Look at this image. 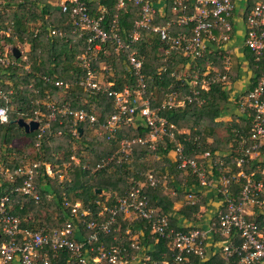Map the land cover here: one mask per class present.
Here are the masks:
<instances>
[{"label": "trees", "instance_id": "16d2710c", "mask_svg": "<svg viewBox=\"0 0 264 264\" xmlns=\"http://www.w3.org/2000/svg\"><path fill=\"white\" fill-rule=\"evenodd\" d=\"M157 1L150 0L152 5ZM163 1L165 13L162 17L157 16L152 26L165 25L176 19L175 13L172 12L175 0ZM248 1L249 7L244 19L262 0ZM83 2L90 17L101 19L103 29L108 30L116 22L121 39L129 46L126 51L117 52L111 42L101 44L100 49L91 54L89 61V67L95 75L94 81L110 83V90L116 92L134 89L136 77L128 67L127 56L130 52H136L142 58L140 75L145 83V97L148 98L151 109L165 121L166 130L173 134V138L162 136L154 150L148 145L135 144L132 155L127 160L124 159L120 163L114 160L103 168L96 169L97 165L102 164L116 151L120 140L144 138L148 134L147 128L143 126L142 121L137 120V123L132 125H123L114 141L109 142L105 138L92 136L115 112V107L112 96L92 92L80 85L86 77L87 69L81 66L78 58L89 45V34L77 30L69 14L62 13L56 4H50L47 0H0V32L7 33L3 36L4 40L0 41V50L5 44L14 46L15 42L28 47L24 55L25 60L21 57L16 59L11 54L9 57L12 62L7 65L0 62V91L7 93L11 90L9 122L0 124V197L10 196L16 201L11 212L19 218L23 230L36 231L42 227L50 229L61 227L68 219H72L70 209L63 206L65 199L71 204L79 202L84 208L97 212L103 204L114 205L117 197L123 196L135 183H145L146 176L152 174L159 178V182L155 187L144 188L143 195L149 205L157 210L155 218L166 217L169 228L174 233L189 232L205 219L204 214L201 216L203 219H199V214L201 207H207L211 198L208 196V188L199 186L197 176L189 171L178 170L177 163L169 158V154L175 150V144L178 142L184 148V156L203 165L209 161L201 157L205 152L210 153L212 162L217 159L225 161L224 164L231 167L226 197L239 201L247 182L246 178L252 175L253 179L259 181L264 163L250 161L242 168H238L234 163L239 138L249 133L251 122V114L240 113L237 102L241 96L252 90L264 75V60L256 62L254 55L244 49L243 57L250 75L248 89L240 97L235 93L236 90H233L234 84L232 86L229 80L228 84L211 83L206 89L197 87L198 95L193 96L188 85L189 79L184 73L192 72L198 79L211 78L215 71L223 74L226 52L211 44L201 58L188 64V58L182 52L167 53L165 43L149 29L141 30L138 40L129 44L134 23L139 17L138 6L132 1H125L120 9L117 8L118 0ZM171 31L176 34L183 32L184 28L173 24ZM235 58L239 62V57ZM240 72L238 64L233 71L235 78L232 81L239 78ZM171 94L176 95L173 104L175 106L162 107L167 96ZM186 96H193L192 101H185ZM180 101H184L182 106H178ZM47 105L57 110L67 107L70 110L88 111L94 114L97 123L93 126L88 122L74 123L71 116L58 115L40 138L39 131L25 133L24 129L16 124L19 119L32 120L36 110L44 116L48 115ZM234 108L238 110V115L232 114L228 126L219 121L230 115ZM225 125L226 136L220 138L216 135V130ZM23 138L28 141V149H14L13 141ZM261 152L264 155V147ZM218 153L224 155L219 157ZM72 156L79 158L78 164H74ZM29 158L42 164L35 178L36 192L40 197L38 203L33 198L11 193L15 186L21 184V180L16 178L11 181L5 176L6 172H12L25 165ZM46 164L51 167V175L45 172ZM65 164L69 165L68 169ZM220 167L218 163L215 168H211L214 172L212 177L218 178L224 174L216 170ZM61 168L66 173L65 178L60 172ZM240 171L243 172V177H235ZM209 177L208 180L212 181ZM129 178H132L133 182H128ZM167 187L172 189L175 195L166 192ZM98 190L101 191L100 194ZM102 193L108 194V199L104 198ZM190 194L194 196V204L188 200ZM218 195L219 199H216H221L222 204L218 212H222L225 197ZM42 213H45L44 216ZM218 215L219 213H216L208 224L206 229L211 223H215V228L214 232H207L204 241L207 243L209 239L214 238L211 239L213 243L222 246L229 238L217 231ZM120 218L119 215V239L113 240L112 236L100 237L107 247L124 248L126 251L123 256L129 262L132 256L139 254L144 260H140L138 264H175L172 252L168 249L170 240L167 237L158 238L151 235L150 225L144 220L126 222ZM259 220L264 222V217L260 216ZM127 228L130 229V234H126ZM140 231L141 235L138 234ZM83 233L86 234L85 231ZM136 233L138 239L135 241L140 250L132 247V236ZM2 241L0 234V243ZM235 241L238 243L239 238ZM60 256L54 264L70 261L69 255ZM189 261L194 264H226L220 253L202 261L197 257H190ZM70 264H75L73 259Z\"/></svg>", "mask_w": 264, "mask_h": 264}, {"label": "built area", "instance_id": "2783aa9c", "mask_svg": "<svg viewBox=\"0 0 264 264\" xmlns=\"http://www.w3.org/2000/svg\"><path fill=\"white\" fill-rule=\"evenodd\" d=\"M125 1H132L139 7V17L134 23L129 44L138 40L141 30L149 29L165 43L167 53L180 51L188 58V64H190L201 58L211 44L230 54L228 44L234 42L236 36L242 35V48L250 51L256 62L264 60V0L257 3L246 18L242 19L243 25L239 33L234 19L235 0H175L172 11L175 13L176 19L165 25L153 26L152 22L156 17V11L150 0H118L117 8H123ZM57 2L61 12L69 14L77 30L89 34L87 41L89 45L78 58L81 66L87 69L86 77L80 82V85L92 92L107 93L113 97L115 112L107 118L104 124L99 126L104 134L103 138L109 142L116 140L118 131L123 125H132L137 120L142 121L143 126L148 130V134L144 138L120 140L117 150L102 164L97 165L96 169L103 168L114 160L117 163L124 159L127 160L131 157L135 144L148 145L154 150L162 136L167 135L173 138V134L166 130L165 121L151 109L149 100L145 97V83L140 75L142 58L136 52H130L127 56L128 67L136 77L134 89L116 92L110 90L112 84L94 81L95 75L89 67V61L91 54L99 50L101 44L111 42L117 52L126 51L129 47L121 39L119 29L115 25L116 22L108 30H105L101 26V19L96 20L89 16L83 0H57ZM173 24L183 27L184 31L172 34L171 25ZM4 35L7 33L0 32L1 42L4 40ZM10 51L11 49L4 53L0 51L2 64L10 63L8 59ZM229 64L230 58L225 57L223 74L215 71L211 78L201 79L195 75L191 84L188 83L193 96L198 95L197 87L206 89L209 84L215 82L228 84L231 71ZM56 85L60 86L58 83ZM10 95L11 92L0 91V124L2 125L9 122ZM193 96H186L184 100L191 102ZM175 97V94L168 95L162 107L175 106L173 105ZM183 104L184 101H180L178 106ZM237 104H239L240 113L251 114L249 133L240 136L236 147L237 157L233 158L236 166L242 168L250 161L264 162V160L259 161L260 158H264L261 152L264 147V75L252 90L240 97ZM47 108L48 115L44 116L39 110H36L34 118L30 120L38 123L36 131L40 133L39 138L58 115L71 116L74 123L88 122L92 126L97 123L94 114L85 110H70L67 107L57 110L51 105H47ZM183 153V146L177 142L173 151V162L177 163L178 170L195 174L200 187L214 188L218 194L225 197L224 210L217 211L219 213L217 231L229 238L220 247L226 264H264V222L253 220L246 213L247 206L264 209V166L260 171L259 181L253 179L252 175L246 178L247 182L240 200L236 201L226 197L231 177L227 165L224 164L225 161L215 160L212 162L210 153L205 152L201 157L209 159L208 166H206L195 159L184 156ZM71 159L75 164H78L74 156ZM218 163L221 167L216 170L224 174H221L216 185H213L212 181L208 180V175L213 176L214 172L211 171V168H215ZM41 165L40 162H33L18 167L12 172H6L9 180L13 181L16 178L21 180V184L15 186L11 193L33 198L38 203L40 197L36 192L35 178ZM44 167L46 174L51 175V167L47 164ZM235 177H243V172L240 171ZM158 182L159 178L148 174L144 184L135 183L123 196L116 198L114 205L103 204L97 212H93L90 208H84L79 202L71 204L65 199L63 206L70 209L72 219H68L61 227L50 229L42 227L36 231L23 230L19 218L11 212L16 201L10 196L0 197V234L3 237V241L0 243V264H54L53 262L61 258V254L69 255L70 261L73 259L75 264H132L137 259L144 260L139 254H136L129 262L123 256L126 251L124 248L120 246L107 247L100 240V237L108 236H112L113 240L119 239L117 237L120 228L119 215L122 221H127V219L144 220L150 225L151 235L158 238L167 237L170 240L168 249L172 252L175 264H194L189 261L190 257H197L200 261L204 260L207 252L204 238L207 232H214L215 223H211L208 229L195 228L186 233H174L169 228V221L166 217L155 218L157 210L149 205L146 196L143 195L144 188L155 187ZM171 195H175V192L171 191ZM193 199L192 194L188 195L191 204H194ZM262 216L264 217V212ZM127 232L128 230L126 234H129ZM237 237L239 241L235 243ZM132 247L140 250L135 240L132 241ZM70 261L65 264H70Z\"/></svg>", "mask_w": 264, "mask_h": 264}, {"label": "rangeland", "instance_id": "374dc122", "mask_svg": "<svg viewBox=\"0 0 264 264\" xmlns=\"http://www.w3.org/2000/svg\"><path fill=\"white\" fill-rule=\"evenodd\" d=\"M48 2H50V4H56V5H58V2H57V0H47ZM243 5V3H242V0H240V3H239V7L240 6H242ZM240 29H242V26L240 25V27H239ZM239 30V29H238ZM243 36L242 35H239V36H236V40H238L236 43H234L235 45V47H237V48H242V41H243V38H242ZM14 48H16V49H18L19 50V52H20V57L23 59V60H25V54H26V52L28 51V47L26 46V45H21V44H19L18 42H15L14 43V46H12V45H10V44H5L4 46H2V48H1V52L2 53H4V52H8V50H10L11 49V51H10V54L9 55H11L12 54V50L14 49ZM239 53L241 54V58L239 59V62L237 61L238 59H236L235 57V55H233L232 53L231 54H226V57L227 58H230V64H229V67H230V70H232V73H231V71H230V74H229V83L231 82V85L232 84H234V86H233V90L235 89L236 90V88L237 87H241V86H243L244 85V89H247V87H248V78H249V75H250V72L247 70V67L246 66H244V65H246V64H244L243 65V63L245 62V59H244V57H243V50H239ZM8 59H9V62H12V59L8 56ZM240 65V69H241V72L239 73V78H236L235 79V81H232V80H234V75H233V71H235V68H236V66L237 65ZM3 65H7V64H3ZM224 71V70H223ZM182 73V72H181ZM185 75H186V78H188L189 79V83L191 84V82L193 81V78H194V76L195 75H193V73L192 72H188V73H184ZM190 78H192V79H190ZM98 80H100V78H98ZM99 83H103L102 81H99ZM8 92H11V90L10 91H8ZM236 92V91H235ZM240 95V94H239ZM135 97H137V96H135ZM176 103V102H175ZM178 103V102H177ZM238 111V110H237ZM237 111H236V108H234V110H232V112L230 113L231 115H229V116H226V117H224V118H221L219 121H222V122H225L226 124H227V126L229 125V123H230V120H231V117H232V114H237ZM238 115V114H237ZM137 123V122H136ZM226 125L225 126H223V127H221V128H219V129H217L216 130V135L218 136V137H220V138H222V137H225L226 136ZM95 133H93L94 135H92V136H95V137H100V138H103L104 137V134H103V132L99 129V127L94 131ZM183 133H188V131H183ZM159 142V141H158ZM28 144V141L26 140V139H22V140H19V139H17V140H14L13 141V143H12V145H13V148L14 149H16V150H24V149H28L27 147H26V145ZM158 144V143H157ZM117 150V149H116ZM27 152H29V153H31L32 151H27ZM27 152H25V153H27ZM115 152V151H114ZM173 156H174V154H173ZM12 157V156H11ZM11 157H10V159H11ZM60 157H62V155H60ZM75 158V157H74ZM173 158V157H172ZM9 159V160H10ZM77 161L79 160V158H75ZM12 160V159H11ZM33 161H32V159L31 158H29V159H27L26 160V163H32ZM65 166V168L66 169H68V167H69V165H67V164H65L64 165ZM206 166H208V162L206 163ZM60 172H61V174H62V176H64V178L66 177L65 175H66V173L63 171V168H61L60 169ZM56 173V172H55ZM208 176H210V175H208ZM128 182H133V180H132V178H129V180H128ZM185 182V181H184ZM184 182H183V185H184ZM142 183V182H141ZM165 189V188H164ZM165 191L166 192H169V194H171V191H172V189H170V188H166L165 189ZM101 195H103L104 196V198H106V199H108V197H109V195L108 194H104V193H102ZM104 203H106V202H104ZM44 214L45 213H42V215L44 216ZM53 217H55L56 215H52ZM132 221H135V220H133V219H127V221L126 222H132ZM205 221L203 220L202 222H199L198 224H197V227L196 228H201V229H203L202 227H204V229H206L205 228ZM128 232H129V230H128ZM127 232V233H128ZM130 234V233H129ZM132 238L134 239V240H136V239H138V234L136 233V234H133V236H132ZM141 257V256H140ZM139 259H137L136 261H133L132 262V264H138L139 263Z\"/></svg>", "mask_w": 264, "mask_h": 264}, {"label": "crops", "instance_id": "0c3cea01", "mask_svg": "<svg viewBox=\"0 0 264 264\" xmlns=\"http://www.w3.org/2000/svg\"><path fill=\"white\" fill-rule=\"evenodd\" d=\"M257 2L258 0H252V2ZM240 3V0H235L234 1V19H235V25L236 27H238L239 30H237V32L239 33V31H241V29L239 28L240 25L242 26L243 23H242V19L244 18L246 12H247V9L249 7V1L248 0H242V3L243 5L242 6H238ZM155 11H156V17L157 16H163L164 13H165V6H164V1L163 0H158L157 3H155L153 5ZM173 12V11H172ZM174 13V12H173ZM155 17V18H156ZM238 40H235L234 42H231L228 44V50L230 51V54L232 53L233 55H235L236 57H239V59L241 58V54L239 53V50H243L244 52V49L243 48H237L235 47L234 43H236ZM246 64V61L243 63V65ZM246 66V65H244ZM229 87V86H228ZM233 88V87H232ZM248 89V87H247ZM247 89H244V85L241 86V87H237L236 88V94L237 95H241L242 93L246 92ZM239 95V96H240ZM238 96V97H239ZM231 115V114H230ZM229 116V115H228ZM30 121V120H29ZM28 122V121H27ZM219 157H221L222 155L224 154H217ZM73 157V156H72ZM75 157V156H74ZM173 157V158H172ZM76 158V157H75ZM169 158L171 160L174 159V156H173V152L169 154ZM219 160V159H217ZM264 160V158H260L259 161H262ZM33 162H37V161H33ZM32 162V163H33ZM79 162V160H78ZM264 163V162H262ZM30 163H26L25 165H29ZM75 164V162H74ZM227 168L229 170V173L231 172V167L229 165H227ZM6 176V175H5ZM7 177V176H6ZM210 178V177H209ZM212 180V183L213 185H216L217 183V179L216 177H211L210 178ZM139 184H144V183H141L139 182ZM199 191V190H198ZM208 196L211 198V200L207 203V207L205 206H202L201 207V213L199 214V219L201 218L202 214H204L205 216V228L208 227V224L212 221V219L215 217L218 209H219V206L221 204V199L220 200H217L216 198L219 199V195L217 193V191L214 189V188H209L208 189ZM203 212V213H202ZM263 212H264V209H261V208H258V207H250V206H247L246 207V213L247 215L249 216V218L253 219V220H259L260 219V216L263 215ZM203 218H201L202 220ZM200 220V221H201ZM204 229V227H202ZM127 230H130L129 228H127ZM141 231L138 232L139 235H141ZM211 239H214V238H211ZM209 239L206 243V246H207V252H206V260L208 258H210L213 254H216V253H220L221 254V251H220V247L219 244H216V243H213V241ZM222 255V254H221Z\"/></svg>", "mask_w": 264, "mask_h": 264}, {"label": "water", "instance_id": "95a60500", "mask_svg": "<svg viewBox=\"0 0 264 264\" xmlns=\"http://www.w3.org/2000/svg\"><path fill=\"white\" fill-rule=\"evenodd\" d=\"M13 56L17 59L20 57V52L18 49L14 48L12 50ZM16 124H18L21 128L24 129L25 133H31L37 130L38 123L36 121H24L23 119H19L16 121ZM99 194L101 193L100 190L97 191Z\"/></svg>", "mask_w": 264, "mask_h": 264}]
</instances>
